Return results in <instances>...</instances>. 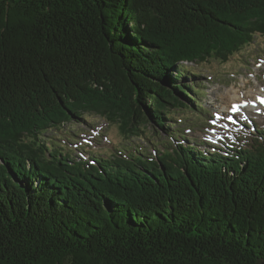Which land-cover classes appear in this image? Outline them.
Returning a JSON list of instances; mask_svg holds the SVG:
<instances>
[{
	"label": "trees",
	"instance_id": "trees-1",
	"mask_svg": "<svg viewBox=\"0 0 264 264\" xmlns=\"http://www.w3.org/2000/svg\"><path fill=\"white\" fill-rule=\"evenodd\" d=\"M262 33L264 0H0V264H261L264 131L224 154L176 120ZM91 110L152 152L48 136Z\"/></svg>",
	"mask_w": 264,
	"mask_h": 264
},
{
	"label": "rangeland",
	"instance_id": "rangeland-1",
	"mask_svg": "<svg viewBox=\"0 0 264 264\" xmlns=\"http://www.w3.org/2000/svg\"><path fill=\"white\" fill-rule=\"evenodd\" d=\"M241 52L244 54L241 55ZM233 54H235V57L231 60H222L218 56L213 57L217 60L199 64L205 70H203L202 81L194 84L195 86H202L203 89H199L202 92L200 97L205 101L209 113L201 110L197 111L190 107L182 109L184 110L183 114H178L184 116V118H189L188 121H183V126L188 130L192 138L199 140V142L202 140V144H205L204 140L209 141L211 144H205V147L212 152H235L241 145H248L249 142L247 140L252 136L255 128H247V124H244L247 126L245 127L243 125L244 121L251 125L255 122V126H261L262 128L264 126V107L245 105L254 99L257 101L264 95V33L256 37L244 50L238 48ZM239 57L241 59H238ZM207 67L211 68L206 69ZM185 80L193 82L190 77ZM233 93H239L240 97L233 96ZM240 100H242L243 104L240 112L236 113L232 110L233 103H239ZM104 108L107 112L112 110L111 104L105 105ZM122 110L124 111L123 105ZM216 114L221 115V118H217ZM102 115L96 110H91L77 115L81 118L80 120L71 119L66 121L68 123L65 126V130L69 136V146L76 153H83L85 148L90 149L91 147L96 152L100 150V152L106 154H114V144L120 146L132 144L135 146V143L137 146L135 141H142L138 140L137 137L135 138L134 136L136 135L132 131L124 133L123 125L120 121V119L124 118L122 115H120L119 119L110 114L112 118H115L113 124H108L106 120L102 119ZM212 115L215 117L211 118ZM245 115L247 119L242 118ZM177 121L179 122V120ZM96 126L98 129H93ZM65 130L62 132H65ZM99 131L103 133L98 139L99 134L97 133ZM54 133H57V130L51 131L48 136L51 137ZM106 133L107 137L104 135ZM151 133L149 132V134ZM153 134H151V137H155ZM242 134L246 135L247 140L237 139ZM93 139H98V143L90 146ZM107 141L112 143L108 144ZM145 144L147 143L144 142Z\"/></svg>",
	"mask_w": 264,
	"mask_h": 264
},
{
	"label": "snow or ice",
	"instance_id": "snow-or-ice-1",
	"mask_svg": "<svg viewBox=\"0 0 264 264\" xmlns=\"http://www.w3.org/2000/svg\"><path fill=\"white\" fill-rule=\"evenodd\" d=\"M260 99V101H261V103L262 104H264V97H261V98H259ZM233 111H239V106L237 105L235 108H233L232 109ZM230 119H231V117H229ZM243 119H247V116L245 115V116H243L242 117ZM213 122H215V121H213Z\"/></svg>",
	"mask_w": 264,
	"mask_h": 264
},
{
	"label": "bare ground",
	"instance_id": "bare-ground-1",
	"mask_svg": "<svg viewBox=\"0 0 264 264\" xmlns=\"http://www.w3.org/2000/svg\"><path fill=\"white\" fill-rule=\"evenodd\" d=\"M236 92H237V91H236ZM235 95L237 96V98H239V93H238V94H237V93H233V96H235ZM250 96H251V95H250ZM252 98H253V97H252ZM232 99H233V98H232ZM257 101L260 102V104H262L260 100H257ZM236 103H237V102H234V103H233V107H234V104H236ZM247 104H248V103H247ZM240 106H242V105L239 104V107H240ZM250 106H251V105H250ZM239 111H240V110H239ZM117 150H119V149H117ZM129 151H130V150L128 149L127 152H129ZM121 152H122V151H121ZM127 152H126V154H128ZM118 154H119V153H118ZM122 154H123V153H122Z\"/></svg>",
	"mask_w": 264,
	"mask_h": 264
},
{
	"label": "water",
	"instance_id": "water-1",
	"mask_svg": "<svg viewBox=\"0 0 264 264\" xmlns=\"http://www.w3.org/2000/svg\"><path fill=\"white\" fill-rule=\"evenodd\" d=\"M261 264H264V261Z\"/></svg>",
	"mask_w": 264,
	"mask_h": 264
}]
</instances>
